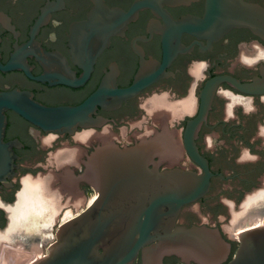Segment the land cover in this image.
Returning a JSON list of instances; mask_svg holds the SVG:
<instances>
[{"label": "flooded vegetation", "instance_id": "obj_1", "mask_svg": "<svg viewBox=\"0 0 264 264\" xmlns=\"http://www.w3.org/2000/svg\"><path fill=\"white\" fill-rule=\"evenodd\" d=\"M103 1L125 13L144 1L154 6L140 9L112 35L87 79L70 86L56 76L83 75V64L70 59L68 42L71 27L87 19L92 0H0V92H28L46 107L78 106L104 82L112 90L127 89L138 78L147 82L118 104L114 93L105 96L112 103L91 112V125L73 135L45 133L12 111L5 113L3 140L14 143L15 168L0 182V253L12 259L9 264L17 263L15 253L28 260L34 245L65 222L64 212L75 217L91 206L100 191L92 155L100 148L142 150L147 170L202 177L204 169L189 155L184 131L200 112L206 84L222 78L213 83L192 138L194 153L206 162L209 188L181 207L175 225L217 229L230 244L221 263L226 264L238 238L224 234L220 218L242 209L264 215V92L247 94L234 84L263 79L264 41L245 28L231 29L215 41L189 33L175 38L167 20L202 19L206 0ZM244 1L264 8V0ZM179 45L190 49L181 53ZM7 64L14 69L2 70ZM49 164L55 168L47 170ZM41 192L55 196L53 207ZM204 211L208 219L202 218ZM133 264H143L142 251ZM160 264L199 263L168 253Z\"/></svg>", "mask_w": 264, "mask_h": 264}, {"label": "water", "instance_id": "obj_2", "mask_svg": "<svg viewBox=\"0 0 264 264\" xmlns=\"http://www.w3.org/2000/svg\"><path fill=\"white\" fill-rule=\"evenodd\" d=\"M92 4L87 19L71 27L68 42L70 59L83 64V75L80 78L57 75L60 84L82 85L96 58L109 45L110 37L125 27L140 9L154 6L144 1L125 13L108 8L103 0H92ZM167 22L170 29H175V38L189 33L215 41L231 29L245 28L264 41V8L244 0H206L202 19L185 17L175 23ZM178 48L181 53L190 49L181 45ZM14 67L7 64L1 69L9 71ZM262 77L260 83L234 84L247 94L262 93L264 73ZM220 79L207 83L201 91L200 112L187 122L184 131L189 155L204 169L202 177L175 170L163 173L147 170L146 154L142 150H120L110 145L100 148L92 155L93 163L98 166V197L90 207L60 225L47 254L31 264H133L140 251L143 264H160L161 257L168 253L199 264L223 263L230 254V244L217 229L175 225L181 207L200 199L209 188L206 162L194 153L192 138L213 83ZM146 83L138 78L127 89L112 90L104 82L78 106L46 107L28 92L17 89L0 92V182L11 178L15 168L14 143L3 140L7 111L45 133L73 135L78 128L91 125V112L112 103L105 96L114 93L117 97L114 102L118 104L135 95ZM226 264H264V226L241 232L236 250Z\"/></svg>", "mask_w": 264, "mask_h": 264}, {"label": "rangeland", "instance_id": "obj_3", "mask_svg": "<svg viewBox=\"0 0 264 264\" xmlns=\"http://www.w3.org/2000/svg\"><path fill=\"white\" fill-rule=\"evenodd\" d=\"M51 165L52 164L45 165L44 167L47 170H50V169L53 170L55 168V166H51ZM41 189L44 191L45 186L41 187ZM40 194L44 198L50 199V201H49L50 206L51 207L54 206V201L53 200H54L55 196L53 194L52 195H49V194H47L45 192H41ZM243 210L244 209H242L240 211V213L239 212H236V213L235 212H231L230 213V216H228V218H226V219H224L222 217L220 218V224H221L222 231L224 232V234L229 239H232L233 240L234 237H232V235H234L238 231V229L240 227H243V229L248 227V224L250 222V220H248V219H249V217H250L251 214H252L251 216L258 215V213H255V212L253 213L251 210L250 211H247L246 210L247 212L246 211L243 212ZM64 213H66V212H64ZM64 213H63V215H65ZM76 214H78V213H75L74 215H76ZM63 215H62V218L61 219L64 218ZM201 216L204 219H208L207 217L210 216V213L208 211H204L203 213H201ZM54 218H55V215H54L53 212H51V214H50V219L52 220L51 222H54ZM50 219H49V221H50ZM26 231H29V230L26 229ZM55 231H56V227H52V236H46L45 238H41V240L36 245H34V247H33L34 248V250H33V252H34L33 253V256H27L28 260H30V257H34V256L37 257V258H39V257L42 258L46 254V251L45 250L48 248L47 247L48 244L49 243H52L55 240V236H54ZM12 236L15 239L18 237V235H16V234L15 235L12 234ZM40 244H42V246H40ZM19 255H21V254L19 253ZM30 255H32V254H30ZM26 261L27 260H24L23 262H19V263L22 264V263H25Z\"/></svg>", "mask_w": 264, "mask_h": 264}, {"label": "bare ground", "instance_id": "obj_4", "mask_svg": "<svg viewBox=\"0 0 264 264\" xmlns=\"http://www.w3.org/2000/svg\"><path fill=\"white\" fill-rule=\"evenodd\" d=\"M251 215H250V217L248 219V220H250V222L248 224V227L247 228H244V229H243V227H240L237 232L235 231L236 232L234 234V237L235 238H238L239 234L241 232H243L244 230H248V229H251V228H256V227L264 226V215L263 216H260V215L251 216ZM71 218H73V215L70 212H66L65 215H64L63 221L66 222L67 220H70ZM33 250H34V248H32V251ZM15 256H16V259H18L16 264H20L19 262H23L25 260V258H26V257L25 258L22 257V255H19V253L18 254L15 253ZM13 257H14V255H13ZM39 258H41V257H39ZM30 259H32V258H30ZM38 259L36 257V260H38ZM11 260H12L11 258H6L5 255H3L2 253H0V264H9V261H11ZM34 261H35L34 259L27 260L25 263H22V264H31Z\"/></svg>", "mask_w": 264, "mask_h": 264}]
</instances>
